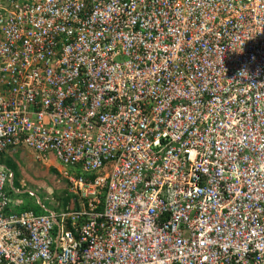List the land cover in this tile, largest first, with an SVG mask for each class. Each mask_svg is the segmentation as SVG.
I'll use <instances>...</instances> for the list:
<instances>
[{
  "label": "built area",
  "instance_id": "built-area-1",
  "mask_svg": "<svg viewBox=\"0 0 264 264\" xmlns=\"http://www.w3.org/2000/svg\"><path fill=\"white\" fill-rule=\"evenodd\" d=\"M17 150L65 186L0 163V264H264V0H0Z\"/></svg>",
  "mask_w": 264,
  "mask_h": 264
},
{
  "label": "rangeland",
  "instance_id": "rangeland-1",
  "mask_svg": "<svg viewBox=\"0 0 264 264\" xmlns=\"http://www.w3.org/2000/svg\"><path fill=\"white\" fill-rule=\"evenodd\" d=\"M8 157H2L0 158V163L5 164ZM28 160V159H27ZM19 162L15 161L13 162L14 165L19 167H16L17 174H19L21 185L25 187L24 190L29 192H33L37 195V197L45 204L48 205L50 208L52 206L49 204V202H46V198L48 196L46 195L49 192H56L55 183L58 182V179H62L60 174L62 171V166L58 164L56 161H52L50 163V169L47 167H42L41 165H37L33 160L29 158L28 161L23 162L22 160H18ZM13 171V170H12ZM27 181V184H26ZM15 185V183H14ZM63 184L58 186V188H62ZM15 188L22 189L20 184L18 186V180L16 181ZM60 192V191H59ZM59 194L56 192L53 195V198H56V195ZM25 200L26 201H35L37 200L29 198L27 196V193H25ZM62 201V200H61ZM63 202V201H62Z\"/></svg>",
  "mask_w": 264,
  "mask_h": 264
},
{
  "label": "trees",
  "instance_id": "trees-1",
  "mask_svg": "<svg viewBox=\"0 0 264 264\" xmlns=\"http://www.w3.org/2000/svg\"><path fill=\"white\" fill-rule=\"evenodd\" d=\"M10 153H7L6 155H5V157H8L7 158V161L5 162V165L7 166V167H9L11 170H13L14 171V173H15V185H16V181L18 180V177H19V174H17V172L18 171H16V165H14L13 164V162H15V161H17V162H19L18 160H19V156H18V154H19V152H18V150L17 151H9ZM61 184H63V186H65V184H64V182H62V183H60L59 185H58V183L56 182L55 183V188H56V190L58 189V186H60ZM18 186H19V181H18ZM63 186H62V188H63ZM58 191V190H57ZM54 193H56V192H54ZM62 193H65V192H62ZM27 196L30 198V196L27 194ZM58 195H56V197H57ZM62 197V196H61ZM62 200H67V199H64V197L62 198ZM25 202H27L26 200H25ZM30 203V200H29V202H27V203H25V206L27 205V207H24L23 208V210L25 211V210H33L34 212H36L37 214H43L44 213V211L43 210H41V209H39L38 207H35V206H32L31 207V204H29Z\"/></svg>",
  "mask_w": 264,
  "mask_h": 264
},
{
  "label": "clouds",
  "instance_id": "clouds-1",
  "mask_svg": "<svg viewBox=\"0 0 264 264\" xmlns=\"http://www.w3.org/2000/svg\"><path fill=\"white\" fill-rule=\"evenodd\" d=\"M20 165H18L17 167H19ZM16 177V176H15ZM59 180V179H58ZM18 181H19V184H20V186H21V188H22V185H21V182H20V177H18ZM26 184H27V181H26ZM23 187H25V185L23 186ZM24 189V188H23ZM57 192V191H56Z\"/></svg>",
  "mask_w": 264,
  "mask_h": 264
},
{
  "label": "crops",
  "instance_id": "crops-1",
  "mask_svg": "<svg viewBox=\"0 0 264 264\" xmlns=\"http://www.w3.org/2000/svg\"><path fill=\"white\" fill-rule=\"evenodd\" d=\"M28 160H29V159H28ZM28 160H27V159H24L23 162L28 161ZM27 202H29V201H27ZM27 202H26V203H27ZM29 204H30V203H29ZM24 207H27V205H26V206H23V208H24Z\"/></svg>",
  "mask_w": 264,
  "mask_h": 264
}]
</instances>
